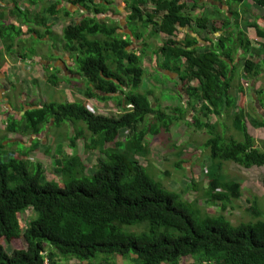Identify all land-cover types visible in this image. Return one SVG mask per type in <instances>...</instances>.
I'll return each mask as SVG.
<instances>
[{"label":"trees","instance_id":"obj_1","mask_svg":"<svg viewBox=\"0 0 264 264\" xmlns=\"http://www.w3.org/2000/svg\"><path fill=\"white\" fill-rule=\"evenodd\" d=\"M233 1L239 4L245 0ZM256 2L264 7V0ZM64 3L85 8L89 13L96 10L100 17L106 8L97 0H58L47 10L51 18H59L62 13L70 16L68 9H58ZM127 3L131 10L128 23L136 40L143 41L146 36L149 39L145 32L150 27L149 36L158 33L165 37L155 52L162 57L160 70L179 77L189 104L167 111V107L152 104L151 92L140 91L145 78L141 65L144 54L138 56L131 50L134 41L124 37L119 25L104 23L92 14L65 26L66 50L77 60L76 73L87 82L86 97L116 101L120 110L118 114L105 115L85 102H39L25 112L23 120L10 125L8 130L35 135L52 119L57 126L67 120L84 122L91 134L88 149L101 150L102 157L92 176L88 175V168L77 153V140L85 137L84 133L78 130L75 135H67L73 153L58 162L61 184L47 179L41 166L25 161L26 155L37 148L38 140L30 150L19 149L24 156L21 160L14 158V153L2 156L0 151V264H60L57 253L67 261L76 259L82 264H94L99 254H133L135 264H182L183 259L186 264L194 259L197 264H264V218L235 225L223 213L229 202L242 196L241 184L224 179V163L232 162L246 170L264 168V151L256 148L245 124V113L230 94L236 65L231 70L227 63L233 61L239 47L247 50L250 40L236 38L244 33L238 30L233 34L232 26H227L218 43L199 54L194 47L197 39L190 34L181 38L180 29L194 24L206 28L208 20H195L183 0ZM152 6L155 8L148 9ZM17 10L22 12L24 8ZM39 22L46 24L47 19L41 17ZM1 26L0 23V38ZM5 39L11 50L14 38L10 32ZM242 65L247 77L257 74L258 65L254 62L243 60ZM57 72L52 83L59 87L63 81ZM191 106L199 114L188 119ZM231 114L241 140L226 137L217 131V123L208 120L211 115L219 119ZM191 122L209 134L203 146L212 160L205 173L206 196L212 204L220 203L219 214L204 212L199 200L183 197L185 191L164 188L142 162L150 154L148 137L166 134L170 141L174 129H182L188 135L183 124L187 127ZM255 125L264 128V120ZM126 130L128 135L120 143L118 137ZM109 143L117 146L108 148ZM171 146L181 150L175 144ZM182 164L177 167L185 170ZM27 209H32L35 216L21 232L19 214ZM257 215L261 212L257 211ZM135 224H144L145 228L139 232L124 228ZM18 236L25 239L27 248L8 253L1 241ZM47 246L52 249L48 253Z\"/></svg>","mask_w":264,"mask_h":264},{"label":"crops","instance_id":"obj_2","mask_svg":"<svg viewBox=\"0 0 264 264\" xmlns=\"http://www.w3.org/2000/svg\"><path fill=\"white\" fill-rule=\"evenodd\" d=\"M183 1L187 3L195 20L199 17H203L208 20L206 28H202L199 25L194 24L192 27L189 26L180 29L181 33L179 36L181 38H184L186 34H190L192 37L197 39V43L194 47L197 49L199 54L205 53L211 46H215L218 43V38L227 26H232L231 31L233 34H236L239 30L241 33L245 34L246 39L250 40L248 49L244 50L239 47L233 61L227 64H229V68L232 70L235 62L238 63V66H234L237 77L234 75V81L232 82L234 89H232V94L236 97L240 105L239 107H241L245 113V122L248 125V133L254 139H262V142L264 143V128L257 127L255 125L258 120H264L263 5L257 3L256 0H245L239 4L235 3L233 0ZM57 2L58 0H0V23L2 25L0 48H4L3 52H0V104L6 106L5 111H0V116L4 113V122H1V124L5 125L6 129H9L11 127L10 125L15 122V120H23L25 112L32 109L34 106L39 105V102H55L51 100L52 96L50 95L52 94L50 93L46 95L45 100L42 99L41 91L39 89L40 81L47 83V87L50 86V88H55L57 91L60 90L62 92H64L62 88L67 86L72 87L73 84L71 82L69 83V81L72 80V74L77 75L76 70L72 69L73 64H76L77 60L71 55V53L68 52V50H66L67 45H64V43H57V41H62L61 38L56 39V37L63 36L64 29H60V26H57L56 24H58V20H61V25L65 28V26L69 23L74 22L73 18L76 15L86 18L93 14V16H96L99 20H104L102 21L104 23L111 25L117 24L119 25V31L124 34L125 38L131 37L133 39L134 42L131 46V50H133V52H135L138 56H142L141 53L144 54V59L142 56L141 65L143 66L145 72V78H143L140 91L143 89L151 92V85L158 81L162 82L164 87V81H166L165 78L169 79L170 84L177 85V87H179L177 92L180 94H177L174 89L176 93H173L168 98H164L165 101H163V96L161 94L151 92L153 93V96H150V99L154 106L159 104L162 107H167V111H170V107L174 109L177 107L188 106L189 97L184 93L185 91L183 90L179 77L160 70L159 65L162 62V57L160 55H155L157 48L154 49L153 46H151L154 37H159L158 44H160L165 37L156 33L151 38L147 39L146 34L152 33V27H150L148 31L145 32L146 37L143 41L136 40L133 37L132 30L130 29V23H128V17L130 16L131 10L130 6H128L127 0H97L98 4L103 5L104 7L106 6L104 14L101 17L96 13V10H94V13H89V11L85 8L73 7L69 3H64L63 5L60 4L58 9L60 11L68 9L70 12L69 17L72 18L71 21L65 16V13H62L59 16L60 19L58 17H50L47 10L51 5L57 4ZM17 8H20L21 10L24 8L25 11L22 10V12H20ZM154 8L155 7L152 6L151 9ZM106 16L109 17L105 19ZM41 17L47 19L46 24L39 22V18ZM65 19H67V21H65ZM214 27H216L217 30H214ZM8 32H10V35L14 38L11 50H8L7 48V45L10 42L5 39ZM143 47L145 48L144 50L142 49ZM150 56L154 61L152 63V66L155 67V72L153 74L151 73V70L146 69L149 65H147L146 60L147 58H150ZM243 60H250L258 65V72L256 75L252 77H247L245 75L242 65ZM57 70L58 72L56 75L59 76L60 81H63L61 80L60 73L65 74L64 81L68 80L67 82L62 83L59 87L52 83L54 72ZM7 74L9 79L7 78ZM12 77L36 78L32 79L33 83L31 82L30 84L35 90L37 100L34 102L29 101L28 95L22 93L21 91L17 93L11 80ZM79 77L82 78L80 80H84L82 76L79 75ZM42 86L44 87V92H46L45 85L42 84ZM239 87H242V90H240L242 91L241 95L238 90ZM7 92H10L9 98L11 97V99H13L14 96L20 95V98L18 97V102H10L9 99L5 100L6 98H4V94ZM1 93H3V95ZM174 99H177L175 103ZM101 103L104 104L108 102ZM194 104L199 106L197 102ZM189 109L193 110V107L191 106ZM226 118L229 119L230 117ZM51 121L53 122L54 120L52 119ZM227 122H230L231 130L237 133L234 134V136L230 134L229 137H235L241 140V135L235 131L233 120L229 119ZM218 124V127L222 126V132L220 133L223 134V131H226L227 128L226 124L225 122H219ZM3 125L1 126L3 127ZM45 126L46 124L43 126L41 132L44 131ZM16 131L17 130L14 132ZM124 132L128 133L127 130ZM38 134H35V136ZM27 135L32 136L33 139L37 140L34 135ZM40 136L41 135H39L38 138H40ZM32 138L31 140H33ZM107 146L109 148L112 144L109 143ZM256 148L259 149L257 143Z\"/></svg>","mask_w":264,"mask_h":264},{"label":"rangeland","instance_id":"obj_3","mask_svg":"<svg viewBox=\"0 0 264 264\" xmlns=\"http://www.w3.org/2000/svg\"><path fill=\"white\" fill-rule=\"evenodd\" d=\"M148 9L151 10L150 7H148ZM108 17L109 16H106L105 19H107ZM68 18L70 21L72 20L71 17ZM84 18L85 17L76 15L74 16L73 20L74 22H76ZM60 21L61 20H58V24L56 25L60 26V29H64ZM65 21H67V19H65ZM147 35L148 38H151V36H149L150 34ZM239 37H245V34L238 35L236 38ZM60 38L62 39V41L56 40L57 43H64V45H66V40L63 38V36L56 37V39ZM153 39L154 40L152 41L151 46L156 49V46H158L159 37H154ZM3 50L4 48L1 47L0 52H3ZM153 62L154 61L151 56L146 60L147 65L149 64L146 69L151 70L152 74L155 72V67L152 66ZM237 64L238 63L235 62L236 66ZM72 69H76V71H78V64H73ZM64 75L65 74L60 73L61 80H63V83L67 82L64 81ZM234 75H236V72ZM71 77L73 85L72 87L67 86L62 88L64 92L60 90L57 91L55 88H50V86L47 87V83H45L44 81H40L39 89L41 91L42 99L45 100L46 95L50 93L52 94L50 95L52 96L51 100L55 102H62L65 100V102H85L89 108L95 110L98 114H118L119 108H117L118 105L116 104V102L109 101L108 103L102 104L98 99H88L85 95L87 82H85L84 80H80L82 78H80L78 74H72ZM7 78L9 79L8 74ZM32 79L36 78L12 77L11 80L13 82L14 89L17 91V93L21 91L22 93L29 96V101L34 102L37 100V97L35 96V90L30 84L31 82L33 83ZM165 80L166 81H164V87L163 83L160 81L155 82L151 85V92L161 94L163 96V101H165L164 98H168L173 93H176L174 89H179L177 85L170 84L168 78H165ZM42 84L45 85L46 92H44V87L42 86ZM141 90L143 92H147L143 89ZM9 93L10 92L4 94V98H6L5 100L9 99L10 102L17 103L19 100L18 97L20 98V95L14 96V98L11 99V97L9 98ZM1 94L3 95V93ZM230 94L232 95V91H230ZM241 94L242 93H240V95ZM151 96H153V93ZM176 101L177 99H174V103ZM5 110L6 106L0 104V111L3 112ZM196 114L198 116L199 111L196 113L195 111L193 112L192 109H189L186 117L188 119H193L194 117H196ZM231 116L232 114L229 116L230 120H232ZM226 117L227 116L224 115L219 117L218 119L215 116L211 115L208 120L209 123H217V125H219V122H225L227 128L226 131H223V133L226 135V137H229L230 134L234 136V134L237 133L231 130L230 122H227L229 119ZM4 118L5 117L3 113L0 116V151L2 152V156H5V153H14L15 155L13 157L21 160L24 158V156L21 155L19 149L23 148L26 150H30L31 146L36 143V140L33 139L32 136L23 134L22 131L14 132L8 130V128L6 129V126L1 124V122H4ZM1 125H3V127ZM183 126L186 128L188 135L183 134L182 129H174V132L173 134H171V137L169 136L171 138L170 141H168L166 134L148 137L147 144L150 145V154L146 159H142V162L144 163V166L145 168H147V172L151 175V177L156 182L161 183L164 188L169 191H185L186 193L183 197L189 200H199L198 203L204 212L210 215L219 214L222 212L220 208V203L215 202L214 204H212L211 202H209L206 196V192H208V190L205 181V173L207 172V169L212 165V160L210 158L209 150L204 149L203 146L209 134L204 129L199 130L195 128L193 122L189 123L187 127L185 126V124H183ZM246 126L248 127L247 124ZM78 130L82 131L85 137L79 138L77 140V153L79 157L82 158L84 164L87 166L88 175L92 176V172L95 170V166L98 163L99 157H102V153L101 150L99 151L88 149L91 145V134L84 122H74L72 120H67L62 126H57L54 121L48 122L43 132L36 136L34 135V137H36V139L38 140L37 148L33 149L26 155L27 158L25 159V161L41 166L43 174H45L47 179L51 181H57L63 184L62 170L61 167L58 165V162L65 156L72 155L73 151L70 148V140H68L67 135H75ZM217 131L222 132V126H217ZM39 135H41L40 138H38ZM127 135L128 133L122 131L117 141H119L120 143L121 141H125ZM31 138L33 140H31ZM255 143H257L259 149L264 150V143L262 142V139L256 138ZM172 144L179 146L181 150L172 148ZM115 146L117 145H114L112 143V148H115ZM61 151H63V155H61ZM181 163H183L182 166H184L185 170L177 167V165H180ZM222 169L225 177L223 178L226 181L236 182L242 185L241 198L239 200H233L231 201V203L229 202L230 204L228 203V205L226 206V210L223 212L224 216L232 224L235 225L241 222L255 221L258 218H264V168H252L250 170H245L244 168L239 167L235 163L227 162L224 163ZM257 211L261 212L260 216L257 215ZM34 216L35 212L32 209H27L23 213L19 214L21 232H23L24 228H26V226L28 225L30 219ZM138 225L139 224L126 225L124 226V228L126 231L129 232H139L143 230V228H145L144 224L139 226ZM1 243L8 253H11L13 250L27 248L26 241L22 236L13 237L10 240H3L1 241ZM51 250L52 249L47 246V253ZM57 255V260L60 262V264H82L76 259L67 261L64 257L59 255V253H57ZM133 257H135L133 254L126 257H115L108 256L106 254H99L98 261L94 264H100V262L104 260H108L109 264H135L133 261ZM182 264H186L184 259L182 261ZM187 264L197 263L194 259L189 260ZM198 264L205 263L199 262Z\"/></svg>","mask_w":264,"mask_h":264}]
</instances>
